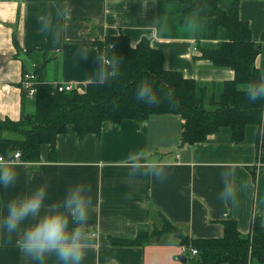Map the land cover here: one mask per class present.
<instances>
[{
  "label": "crops",
  "instance_id": "crops-1",
  "mask_svg": "<svg viewBox=\"0 0 264 264\" xmlns=\"http://www.w3.org/2000/svg\"><path fill=\"white\" fill-rule=\"evenodd\" d=\"M218 1L227 12L238 5L241 19L250 24L254 41L262 47L256 61L262 68L264 0ZM64 6L71 8L66 19L57 15ZM184 10L175 0H0V120L19 121L24 114L36 111L35 97L23 93L26 68L20 56L16 57L15 39L23 52L31 53L32 57L27 55L35 68L47 61V83L72 84L83 93L89 83H96L101 54L95 41L125 35L136 47L147 38L154 48L164 51L168 70L196 80L206 87V95L208 91L212 98L219 96L223 84L233 80L235 73L201 59L197 43L218 44L226 33L210 19L199 31L187 28ZM45 15L67 25L60 44H53L50 34L40 31L39 18ZM161 16L172 21L170 31L164 34L151 26ZM42 54L47 57L37 56ZM181 130L182 120L176 116L153 117L143 123H105L100 137L83 139L70 126L57 139L56 160L50 159L45 146L39 162L16 163L21 173L18 183L0 189V210L7 200L44 181L50 184L51 201H56L69 184L87 180L97 206L88 229L94 234V247L84 264H182L180 240L170 233L151 238L143 247L110 243L109 237L134 239L142 230L161 229L163 216L192 239L221 238L224 220H235L244 236L250 233L255 215L261 216L264 224V167L258 171L254 135L249 133L245 142L235 144L227 133H220L206 143L181 146ZM130 156L137 161L162 160L170 165V175L164 181L143 173L129 176ZM232 165L238 185L236 202L225 206L216 194L222 172ZM241 184L247 187L240 188ZM16 241V236L0 232V264H25ZM193 259L189 264H196Z\"/></svg>",
  "mask_w": 264,
  "mask_h": 264
},
{
  "label": "trees",
  "instance_id": "trees-1",
  "mask_svg": "<svg viewBox=\"0 0 264 264\" xmlns=\"http://www.w3.org/2000/svg\"><path fill=\"white\" fill-rule=\"evenodd\" d=\"M175 1L185 6L187 14L202 10L206 19L213 20L226 33V38L218 44L197 43L201 59L209 61L214 68L235 73L233 80L223 84L219 98L208 102L216 107L214 110L206 108V87L181 72L168 70L164 51L154 48L149 39L143 38L132 47L125 35L109 36L95 41L94 45L101 55L114 52L122 58L120 77L102 85L89 83L83 93L76 89L61 93L45 81L47 61L38 64L34 71L38 83L36 111L24 114L19 121L0 120V155L11 158L20 152L22 162L36 163L41 160L42 148L48 146L50 159L56 160L57 139L70 126L83 139L89 135L100 137L105 123L116 125L127 120L143 123L153 117L176 116L182 120L181 146L206 143L220 133H227L230 141L240 144L252 133L264 163V101L249 103L245 90L241 89L264 74V66H256L262 47L254 41L250 24L241 19L237 4L232 12H227L218 0ZM111 44L115 46L113 49ZM14 45L19 57L23 49L16 39ZM144 79L152 80L161 93H170L175 103L165 98L159 106L151 107L137 101L135 88ZM23 93L27 95L24 88ZM7 133L18 138H9ZM254 177L257 180L256 174ZM221 223L224 227L221 238L192 239L163 216L161 229L142 230L134 239L109 237V240L115 247H143L151 238L170 233L180 240V246L198 250L193 259L196 264H264L261 216L255 215L247 236L240 233L235 220Z\"/></svg>",
  "mask_w": 264,
  "mask_h": 264
},
{
  "label": "clouds",
  "instance_id": "clouds-1",
  "mask_svg": "<svg viewBox=\"0 0 264 264\" xmlns=\"http://www.w3.org/2000/svg\"><path fill=\"white\" fill-rule=\"evenodd\" d=\"M58 17L71 15L70 6L58 10ZM40 31L50 34L53 44H60L66 32V24L55 22L51 16H41ZM183 23L193 31L205 26L206 17L196 9L186 14ZM172 21L161 16L152 22V27L161 34L171 29ZM114 44L110 45L113 49ZM87 55V50L83 53ZM122 58L112 52L97 58L94 80L97 84L112 83L121 75ZM245 94L249 103L264 101V74L247 84ZM135 98L148 106L157 107L165 98L175 103L171 94H163L150 79L141 80L135 88ZM148 151H152L149 148ZM3 158L0 157V160ZM129 176L138 173L151 175L164 181L170 175V165L162 160L150 158L137 161L129 157ZM20 168L15 161L0 163V189L14 188L20 177ZM247 187L246 184L239 185ZM238 185L235 165L221 174V187L217 199L225 206L235 204ZM92 185L81 179L67 186L62 198L51 201L50 184L44 181L29 191L19 193L7 200L0 210V232L17 237V245L25 264H84L89 250L94 247L93 233L88 229L96 208Z\"/></svg>",
  "mask_w": 264,
  "mask_h": 264
},
{
  "label": "built area",
  "instance_id": "built-area-1",
  "mask_svg": "<svg viewBox=\"0 0 264 264\" xmlns=\"http://www.w3.org/2000/svg\"><path fill=\"white\" fill-rule=\"evenodd\" d=\"M37 80L34 74H30L26 72L23 76L22 80V86L26 90V93L30 97H35L37 93ZM53 87L56 92L61 93H69L75 90L74 86L72 84H53ZM262 151H259L258 153V171L261 170L264 167V163L262 161ZM3 159L0 160V163L6 162V161H15V163L22 162L21 160V153L16 152L11 158H5L4 156L0 155ZM180 255L183 258L182 264H189V261L191 258H195L198 255V250L195 248H192L190 246H181L180 248Z\"/></svg>",
  "mask_w": 264,
  "mask_h": 264
},
{
  "label": "water",
  "instance_id": "water-1",
  "mask_svg": "<svg viewBox=\"0 0 264 264\" xmlns=\"http://www.w3.org/2000/svg\"><path fill=\"white\" fill-rule=\"evenodd\" d=\"M20 60L24 63V66H25L27 72L30 74H34L35 65L25 52L20 53ZM158 239H159V237H158Z\"/></svg>",
  "mask_w": 264,
  "mask_h": 264
},
{
  "label": "rangeland",
  "instance_id": "rangeland-1",
  "mask_svg": "<svg viewBox=\"0 0 264 264\" xmlns=\"http://www.w3.org/2000/svg\"><path fill=\"white\" fill-rule=\"evenodd\" d=\"M207 93L209 95L208 91H207ZM208 95H206V102H207L206 108L208 110H214L216 107L213 104L208 103L212 99V97H210L211 94L209 96ZM213 98L218 99L219 96H216V97H213ZM6 136L9 137V138H18V136H15V135H12V134H8V133L6 134Z\"/></svg>",
  "mask_w": 264,
  "mask_h": 264
}]
</instances>
